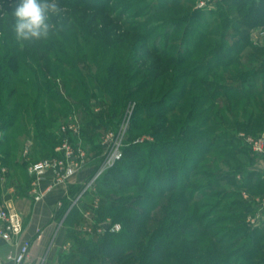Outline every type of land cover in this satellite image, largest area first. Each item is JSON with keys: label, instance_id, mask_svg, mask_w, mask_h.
<instances>
[{"label": "rangeland", "instance_id": "rangeland-1", "mask_svg": "<svg viewBox=\"0 0 264 264\" xmlns=\"http://www.w3.org/2000/svg\"><path fill=\"white\" fill-rule=\"evenodd\" d=\"M56 2L61 11L51 18L53 27L49 38L20 41L14 31L15 0H0V62L3 63L1 52L7 48L5 44L7 40L17 43L20 51L29 47L39 48L34 59L13 60V67L18 76L26 82L25 86L23 84L17 86L28 90L26 100L31 99L29 100L31 105L24 115H19L6 129L3 136L6 137V141L0 146V191L3 189L7 193L17 194L23 191L29 195L27 160L34 161L52 155L61 143L60 126L74 120L78 125V136L71 135V139L80 143L87 154L84 169L90 167V172L83 179L79 189H72L71 194L70 188L68 197L57 206L48 242H51L50 238L57 229L64 233L73 231L82 239L98 236L105 229L118 232L122 225L117 218L109 217L110 210L106 209L101 215V211L97 209L116 201L119 196L129 198L131 189L115 191L113 188L118 187L115 180L111 178L102 180L101 173L94 180L92 187L82 194L80 191L83 185L94 177L102 163L107 150L104 143L105 135L116 134L121 127H125L123 146L131 141H146L147 145L157 144L160 149L172 148L176 153L179 152L181 158L176 160L177 182H183L186 190L193 192V198L199 204L198 214L203 213L202 224L209 226L208 232L221 240V246L236 264H264L263 252L253 255L249 260L242 251L244 245L242 237L245 233L240 231L239 224L247 225L252 221L250 208L247 206L249 203L246 176L251 170L255 171L253 176H249L257 183L264 170L260 158L238 135L244 132L252 136H264V94L261 92L264 89V38L258 35L264 27L257 26L249 30L251 44L244 46L238 60L230 65H222L216 55L209 56L210 48L202 50L203 48L195 49L192 45L188 46L195 52L193 59L202 52L204 57L201 58L209 62L212 69L205 77L204 83L209 82L211 86L205 89L199 82L204 76L205 69L200 70L195 77L185 76L183 79L166 81L164 90H169L168 97L163 103L167 106L176 105L177 112L165 114L164 117L145 114L135 116L134 102L139 101V96L146 97L147 92L144 90L137 94L139 96L134 93L128 97L126 89L149 76L148 72H153L154 68L150 69L147 65L148 55L145 52L148 47L150 49L155 46L161 49V46H166L165 56L178 52L181 47L182 50H186L190 38L184 35L186 21L179 18L181 13L187 9L204 8L190 19L191 23L193 20L197 21L194 25L191 23L188 25L191 28L189 33H193L194 29L198 30L199 23L212 20L213 12L218 10L220 4L228 10H232L233 5L229 0L223 2L179 0L174 4L172 1L164 0H56ZM202 2L207 3L200 6ZM229 12L232 22L227 26L225 48L232 45L238 34H242L244 30L239 22L238 13ZM175 22L179 24H174ZM136 29L139 31H135ZM143 32L149 44L146 50L135 44V39ZM217 37L218 33L211 32L205 41L211 42ZM42 49L49 52L48 64L45 63L46 52ZM143 54L146 57H143ZM160 66L159 69L170 76L173 74L172 71L185 72L191 68L188 62L182 65L164 62ZM127 72L135 75L131 82L121 80L120 85L115 88L118 96L117 102L114 103L107 88L109 78L114 73L124 76ZM181 82L186 88L183 93L178 89ZM175 86L178 88L174 89ZM216 86L221 87L223 94L230 86L239 89L236 93L234 92L236 90H231L230 93L234 92L236 95L227 101L223 100V94L200 100L195 110L196 118L189 121L188 107L181 104L190 101L193 93H209ZM250 87L254 88L251 94L247 92ZM51 93L53 97H44ZM244 93H247L245 97L242 96ZM38 94L43 96L39 99ZM170 98L179 100L176 99L177 103H174ZM66 100L70 104L69 107L67 103L64 104ZM211 104H215L211 113H199L203 107ZM40 108L45 113L43 121L39 118ZM217 108L220 109L218 117L214 114ZM167 116L177 117L178 121L195 128L194 132L182 136L187 140L189 147L174 145L173 139L174 135L178 134V127L172 133L157 127ZM133 117L140 122L138 126L132 124L131 127L132 120H135ZM177 124L179 125L176 122ZM10 134H14V137L9 138ZM159 142L163 144L160 146ZM181 168H184V173H181ZM146 169L147 167H143L138 173L142 175ZM104 184L111 189L105 190ZM137 188L135 186L132 189ZM250 191L260 198L264 195V188ZM145 193L149 194L150 191L147 190ZM71 209L78 215L68 219L66 216ZM103 216L106 218L95 222L97 218ZM114 224L120 225L119 230H111ZM63 244L70 251L73 246L75 247L76 239L65 238ZM122 264L135 262L130 258Z\"/></svg>", "mask_w": 264, "mask_h": 264}, {"label": "trees", "instance_id": "trees-1", "mask_svg": "<svg viewBox=\"0 0 264 264\" xmlns=\"http://www.w3.org/2000/svg\"><path fill=\"white\" fill-rule=\"evenodd\" d=\"M164 1H172L173 4L179 2V0ZM219 1L223 2L224 0ZM229 2L233 5L232 10H228L223 4H220L218 10L213 12L212 20L209 22L204 20L199 23L198 30L194 29L193 33H189L191 29L188 26L191 23L190 19L196 16L199 11L204 10V8L187 9L181 13L179 18L181 17L180 19L186 21L184 35L190 38L189 42H187L186 50H182L181 47L178 52L168 53V56H165L166 46H161V49L152 46L149 49V44L145 40L147 37L145 32L135 39V44H139L142 49L146 50L148 47L147 52H145L148 55V58H146L147 65L150 69H154L153 72H148L149 76L126 89V96L128 97L134 93L137 95L144 90L147 92L144 98L137 95L139 96V101L134 102L133 115L140 116L145 114L146 116L164 117L165 114L177 112L176 105L170 104V106H167V104L163 103L168 97L167 91L169 90H164L166 81L171 82L173 79H183L185 76L195 77L200 70L205 69L204 76L199 82L205 89L211 86L209 82L204 83L205 77L208 76L212 69L209 66V62L201 58L204 57L202 52L201 55H196V59H193L192 56H195V52L188 46L192 45L195 49L203 48L202 50L210 48L209 56L216 55L222 65H230L238 60L241 49L251 44L249 30L257 26L264 27V0H229ZM229 11L238 13L239 22L244 30L242 34H238V38L234 40L232 45L225 48L224 41L227 34V26L232 22L229 18L231 14ZM196 22L193 20L191 25L196 24ZM211 32L218 33V37L214 41L206 42L205 39ZM5 44L7 48L1 52L3 63L0 62V135L2 137L0 138V146H3L6 141V137H3L6 129L15 122L19 115H24L31 105L29 102L31 99L26 100L28 90L17 86L18 84L25 86L26 82L18 76V72L13 67V60L34 59L36 57L34 55L39 51V48L31 49L30 47L20 51L17 43H14L13 40H7ZM42 50L46 52L45 63L48 64L49 57L47 56L49 52L45 49ZM143 57H146L145 54H143ZM164 62H171L174 65H182L188 62L191 64V68L185 71L187 74L183 71L178 73L172 71L173 74L170 76L162 69H159ZM134 75L127 72L124 76H120L118 73L110 76L107 88L112 95L114 103L117 102L118 96L115 88L120 85L122 79L125 82H131ZM181 83L179 88L175 86L174 89L178 88L183 93L186 88L184 83ZM220 86H216L209 93H193L190 101L181 104L188 107L187 118L189 121L196 118L197 112L195 110L198 108L200 100L223 94ZM238 89V87L231 88V86L226 88L222 95L223 100L227 101L236 95L234 92H238ZM231 90L236 91H232L233 93L231 94ZM37 91L39 92V88H37ZM253 91L254 88L250 87L247 92L251 94ZM261 92L264 94V89ZM246 95L247 93L242 94L243 97ZM41 96L43 95L38 94L37 98L40 99ZM45 96L53 97L52 93ZM176 99L173 98L171 101L177 103ZM64 104L67 107L70 105L67 100ZM214 107L215 104L203 107L199 113H211ZM39 114L40 120L43 121L45 113L42 108H40ZM214 114L217 117L220 116V109L217 108ZM37 115L38 112H36ZM133 118L135 119V117ZM178 120L177 117L167 116L163 118L157 127L171 133L178 127V134L174 135L173 139L174 145L189 147L187 140L182 136H186L189 132H194L195 128L188 127ZM176 122L179 125H176ZM139 123L136 119L132 120L131 127L132 124L133 126H138ZM14 132L17 133V130ZM8 137L12 138L14 134H10ZM145 142L131 141L123 146L121 159L100 176L102 180L106 178L115 180L118 185V187L113 188L115 191L122 192L131 189L129 198L123 197V195L119 196L116 201H111L106 206H101L97 209V211H101V215L104 214L106 209L110 210L109 217L117 218V221L122 225L121 229L118 232L105 229L98 236H93V238L84 237L83 239L78 238L79 236H76L73 231H66L65 237L76 239V245L75 247L73 246L74 249L72 248L65 255V263L95 264L98 261L97 264H122L131 258L135 264H236L235 260L231 259L230 254L221 246V240L217 239L213 233L208 232L209 226L207 224H202L204 215L203 213L198 214L199 204L193 198V192L186 190L183 182H177L178 169L176 160L181 158V154L179 152L176 153L172 148L166 149L162 147L160 149L157 144L147 145ZM163 143L165 142L163 141ZM163 143L159 142V145L161 146ZM167 143L170 142L167 141ZM143 167H147V169L140 175L138 171H141ZM182 172L184 173V168H181ZM254 172L251 170L246 176V186L252 191L256 188H262L263 186H260V183L264 182L263 177L257 183L254 182L249 176H253L256 173ZM135 186L138 187L137 190L132 189ZM109 188L108 185L104 184L105 190ZM72 189L78 190L79 188L78 186L71 187V194ZM147 190L150 191L149 194L145 193ZM119 200L123 201L119 202ZM247 206L250 208L249 204ZM74 213H76L75 210L71 209L66 217L68 219L73 216L76 217L78 214ZM105 216L97 218L95 222H100L106 218ZM239 225L241 227L239 228L240 231L243 234L245 233L242 237L244 238L242 251L250 260L253 255L261 252L259 251L260 244L253 242V229L245 223Z\"/></svg>", "mask_w": 264, "mask_h": 264}, {"label": "built area", "instance_id": "built-area-1", "mask_svg": "<svg viewBox=\"0 0 264 264\" xmlns=\"http://www.w3.org/2000/svg\"><path fill=\"white\" fill-rule=\"evenodd\" d=\"M206 3L202 2L200 6H205ZM258 35L264 38V30H260ZM124 129L125 127H121L116 134L107 133L105 135L104 143L107 145V150L102 163L94 177L83 185L80 191L81 194L93 186L94 180L101 173L121 159ZM60 132L61 143L55 148V152L52 155L34 161L27 160L28 193L35 202L42 200L52 189L69 183L86 165L87 154L80 143L71 139V135L78 136L77 123L74 120H70L62 124ZM238 135L250 147L251 151L260 158L264 170V136H252L244 132H240ZM22 228L23 220L21 215L0 196V239L6 243H12L20 235ZM119 228V224H114L111 230H119ZM46 235L47 231L44 229L37 234L34 240H22L16 251L7 253L6 259L11 264H27L33 255L32 248L34 246L41 247ZM38 256L41 255L38 254Z\"/></svg>", "mask_w": 264, "mask_h": 264}, {"label": "crops", "instance_id": "crops-1", "mask_svg": "<svg viewBox=\"0 0 264 264\" xmlns=\"http://www.w3.org/2000/svg\"><path fill=\"white\" fill-rule=\"evenodd\" d=\"M89 172L90 167L85 168L69 183L52 189L42 200L37 202L33 201L32 198L23 191L17 194L7 193L6 190L1 189V198L9 203L11 207L21 215L23 228L20 235L17 236L12 243H6L0 239V264H11V262L6 259L7 253L16 251L22 240H34L37 234L44 229H46L47 235L44 238L43 244L41 247L34 246L32 248L33 255L27 264H67L64 259L69 250H67V246L63 244L66 238L65 233L59 232V229H57L52 234V238H50L51 242L49 243V231L51 230L53 216L59 203L68 197V192L71 187L78 186L79 188L81 186L83 179ZM260 175L261 178L263 177L264 179V174ZM260 186L264 188V182L260 183ZM246 193L253 221H251L252 225L249 223L247 226L253 229V242L258 245L260 244L259 251L264 253V195L260 198L259 196H255L256 194L254 192L251 193L249 189ZM56 241L59 243L56 244ZM38 254L41 256H38Z\"/></svg>", "mask_w": 264, "mask_h": 264}, {"label": "clouds", "instance_id": "clouds-1", "mask_svg": "<svg viewBox=\"0 0 264 264\" xmlns=\"http://www.w3.org/2000/svg\"><path fill=\"white\" fill-rule=\"evenodd\" d=\"M61 8L56 0H15L14 31L20 41L48 39L52 31L51 18Z\"/></svg>", "mask_w": 264, "mask_h": 264}]
</instances>
